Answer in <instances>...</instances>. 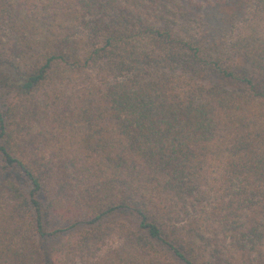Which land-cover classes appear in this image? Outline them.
Here are the masks:
<instances>
[{
  "label": "trees",
  "instance_id": "trees-1",
  "mask_svg": "<svg viewBox=\"0 0 264 264\" xmlns=\"http://www.w3.org/2000/svg\"><path fill=\"white\" fill-rule=\"evenodd\" d=\"M0 264H264V0H0Z\"/></svg>",
  "mask_w": 264,
  "mask_h": 264
}]
</instances>
